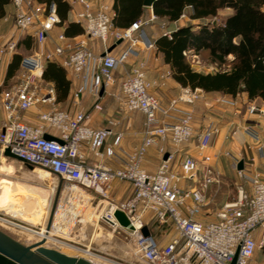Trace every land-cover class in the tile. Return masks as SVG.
Here are the masks:
<instances>
[{
  "label": "built area",
  "instance_id": "2783aa9c",
  "mask_svg": "<svg viewBox=\"0 0 264 264\" xmlns=\"http://www.w3.org/2000/svg\"><path fill=\"white\" fill-rule=\"evenodd\" d=\"M11 2L14 7L13 28L7 39L0 43V64L16 51L22 34L33 33L35 41L42 45L47 30L59 21L53 4L46 12L45 4L35 0ZM67 2L71 7L79 5L74 19L83 27L81 36L70 38L60 33L57 36L59 43L52 49L35 50L25 55L19 63L16 79L7 86L0 85V106L5 112L0 125V155H4L8 148L20 162L41 167L69 183L63 187L56 218L49 228L61 224L64 230L73 221H82L80 216L91 200L85 193H90L98 196L100 202H108L105 215L100 218L113 231L122 232L130 239L134 254L148 264H231L236 251L234 264H248L254 251L264 243V180L258 174L248 175L244 167L237 169L238 158L226 151L236 175V195L218 207L214 219L199 218L207 203L209 185L219 181L218 174L209 166L212 155L205 153L219 128L206 126L197 136V156L184 154L177 170L172 164L173 154L166 152L162 144L169 140L180 146L192 138V112L166 123L158 114V98L149 91L144 62L137 60L125 67L129 59L138 57V44L141 43L146 50L154 47L142 28L144 23L155 19L154 13L122 28L113 25L112 5L105 0ZM183 15L185 12L179 17ZM212 21L216 22L217 18L214 16ZM162 34L170 37V30ZM90 38L99 40L104 55L88 46ZM109 39L126 40L129 44L118 54H112L106 51ZM46 61L58 63L79 79L74 92L76 99L83 91L98 97L101 87L106 92L108 87L116 85L117 91H110V94L120 101L122 108L143 114L142 140L128 154L123 166L111 168L102 163L86 162L85 149L96 159L111 157L122 133L113 131L115 121H108L105 127L92 128L85 123V113L71 114L55 107L54 85L46 84L42 78ZM118 71H121L120 76L116 75ZM166 75H171V71ZM188 90H185L187 95L172 99L169 106L178 100L193 102L197 99L199 90ZM40 105L50 107L39 110L36 123L19 118L20 110ZM93 107L102 108L99 102ZM247 112L264 116V102L260 106L249 103ZM247 129L256 135L251 127ZM45 133L57 137L62 143L44 138ZM109 135H114V139L111 144H106ZM156 144L161 158L155 171L150 173L142 162L148 147ZM165 153L167 157L163 158ZM200 162L203 163L201 170ZM117 180L128 181L131 185V195L122 201L108 198L112 183ZM182 180L189 181V185L183 187ZM117 210L124 214L127 225H122L116 218L114 212ZM150 220L160 225L171 224L176 237L161 244L149 230V234L144 235L142 229L147 228Z\"/></svg>",
  "mask_w": 264,
  "mask_h": 264
},
{
  "label": "crops",
  "instance_id": "0c3cea01",
  "mask_svg": "<svg viewBox=\"0 0 264 264\" xmlns=\"http://www.w3.org/2000/svg\"><path fill=\"white\" fill-rule=\"evenodd\" d=\"M109 4L112 5L113 0H105ZM79 8V5H75L74 7L70 6L68 12V18L70 20L74 19V12ZM4 14L0 17V43H3L9 33L13 28V14L14 7L9 0L4 4ZM230 11L229 7H223L219 9V15L226 14ZM152 13V9L146 6L143 14L140 16L141 19H147ZM157 17H155L156 19ZM180 17L175 19L172 23H169L163 19L162 26H155L153 24H149L147 26H143L147 37L150 40H154L157 36L161 35L165 30H171L178 25H182L185 23H178ZM217 18V17H216ZM153 19V21L155 20ZM194 20L193 22L195 26L197 23L205 22L207 18H190ZM205 19V21H203ZM152 21V22H153ZM148 22V21H147ZM146 22V23H147ZM145 23V24H146ZM64 25L56 23L46 32V37L42 45H39L37 41H35L33 33H24L20 36L19 39L24 37L25 35H32L34 39L33 47L30 50L26 51V55L38 51L40 49H52L56 43H59L57 36L60 33H63ZM82 34V33H81ZM78 34L76 36L70 38H78L81 36ZM135 34V33H134ZM136 35V34H135ZM68 37V36H67ZM112 39H109L107 44V49L111 47L114 43ZM88 46L96 53L101 54L103 52V48L97 39L90 38L88 39ZM128 41L124 40L115 46L109 51L112 54H118L124 48L128 46ZM136 49L139 50L138 57H134L129 59L126 63L125 67H130L137 60H142L144 62L145 75L148 82H150L149 91L153 93L159 100L160 109L158 111L159 116L166 122L171 123L182 118L188 111L192 112L193 120V136L192 138L185 144L180 146H175L171 143V141L166 140L162 144L166 152H171L173 154L172 164L174 168L179 170V164L182 161L184 154H192L196 155V144H197V136L201 133V131L208 125L217 126L218 132L215 134L212 139L210 146L205 150L206 154L213 155V162L209 166L218 174V182L212 183L209 185V188L206 192L207 203L202 208V214L199 218H207V215L204 214V211L208 210L206 207L210 203H219L225 202L223 198H227L230 194V184H236L235 181H230L231 170V159L230 157H225L221 155V151H228L233 155L239 154L238 161L240 159L243 160L244 169L248 175L258 174L262 180H264V145L261 149L259 146L264 144L260 141H255L250 135L242 134L238 131V127H241V124H244L248 127L250 126H258L257 131L260 137H264V117L258 116H249L247 114H239L241 113V104H239L235 99L237 96H230L228 94H219L214 92H204L202 89L197 88L199 92H196L198 97L193 102H186L182 100H178L173 106H169L172 99L177 98L183 95L184 88L176 82L171 75L167 76L166 73L170 70V67L167 63L163 61L162 55L156 53L155 48L146 50L143 49L141 43L136 46ZM20 51V50H19ZM12 55L6 56L0 64V85L7 86L12 83L16 79V75L10 80L9 84H4L6 70L9 61L11 60ZM120 72L116 73L117 76H120ZM206 73V72H204ZM66 78L69 80V91L65 99L57 100L55 93V101L54 106L57 108H62L67 110L69 113L74 114L76 112H83L87 115L85 118V123L92 128H101L108 125V121L112 120L116 122V125L113 127V131L115 133L120 132L122 136L119 140V143L114 147V154L111 157L96 159L91 155V153L85 149V158L87 163H102L105 166L111 168H118L124 165L128 154L137 147L143 137L142 134V123H143V114L138 112L133 114L134 111L129 112L122 108L120 101H118L111 92L117 91L116 85L108 87L106 92H102L98 97L91 95L88 92H81L80 96L76 99L74 97V92L79 86V79L72 75L70 71L66 69ZM44 80V79H43ZM46 84H53L51 81H45ZM244 96V93L241 94ZM235 100V101H234ZM95 102H99L101 105V109H96L93 107ZM49 105H41L38 107H32L27 110L19 111V118L24 122L36 123L38 121L37 113L39 110H45L49 108ZM219 116V118L217 117ZM240 116V118H239ZM5 119V112L0 106V125ZM234 125V128H232ZM237 126V131L234 132V135L231 134L233 129ZM252 128V127H251ZM242 136H241V135ZM238 135V136H237ZM258 135V136H259ZM227 136H230L233 140L226 141ZM240 139V143L238 144L237 137ZM114 139V135H109L106 139V144H111ZM224 152V153H225ZM227 156V155H226ZM161 155L158 151V145H152L148 147L142 165L143 167L150 173L154 172L159 161ZM230 159V160H229ZM13 161H11L12 163ZM230 164V165H229ZM203 167V163L200 162V170ZM31 173L36 174V172L31 171ZM39 173V172H38ZM200 173V172H199ZM233 174V172H232ZM235 177V173L233 174ZM189 181L182 180L181 185L183 187H187L189 185ZM114 188H118L116 181L112 183ZM22 186L23 197L18 198L17 201L21 202V205L25 204V179H17V178H7L4 184L2 185V190H14L19 189ZM124 186V185H122ZM121 191V190H120ZM12 199L13 196H11ZM234 198V197H232ZM230 200V199H229ZM19 203V202H18ZM221 203V204H222ZM220 204V205H221ZM205 209V210H204ZM218 208H216L217 210ZM214 211V215L215 212ZM25 222L29 224L36 225V220L24 219ZM22 220V221H23ZM90 221V220H89ZM88 222V221H87ZM26 230L32 231L27 227H23ZM148 228V226H147ZM149 230V228H148ZM176 232L171 231L170 236L166 239V241H160L161 244L167 243L171 238L176 237ZM262 251L259 252L256 249L253 253L252 258L248 262V264H264V243L261 246Z\"/></svg>",
  "mask_w": 264,
  "mask_h": 264
},
{
  "label": "trees",
  "instance_id": "16d2710c",
  "mask_svg": "<svg viewBox=\"0 0 264 264\" xmlns=\"http://www.w3.org/2000/svg\"><path fill=\"white\" fill-rule=\"evenodd\" d=\"M8 1L0 0V17ZM35 1L45 4L46 12L54 5L59 17L57 23L64 25L65 36L83 33L82 25L68 18L70 4L67 0ZM223 7H229L230 11L219 15ZM112 9L113 25L124 28L140 18L146 6L143 0H113ZM151 9L157 18L165 19L168 24L182 12L189 18H207L197 26L192 22L178 25L170 30V37L161 34L152 40L156 53L162 55L172 78L182 87L232 97L245 93L250 100L264 102V0H153ZM214 16L218 17L216 22L212 21ZM33 44L32 35L18 40L4 84H9L16 75L21 59ZM190 52L202 56L218 69L206 73L193 69L187 60ZM42 78L53 83L57 100L66 98L70 84L63 66L46 61Z\"/></svg>",
  "mask_w": 264,
  "mask_h": 264
},
{
  "label": "rangeland",
  "instance_id": "374dc122",
  "mask_svg": "<svg viewBox=\"0 0 264 264\" xmlns=\"http://www.w3.org/2000/svg\"><path fill=\"white\" fill-rule=\"evenodd\" d=\"M152 21L153 20H149L146 24H143V26L153 23L155 26H162L163 18H156L153 22ZM203 21H205V19ZM177 22L193 23L195 21L191 20L185 12V15L181 16ZM187 60L193 69L200 72H213L218 69L215 64L193 52L187 53ZM183 88L184 91L182 94L187 95L185 90L189 92L188 87ZM241 94L242 93L237 94V99H235L241 104V113L239 114H247L255 117L260 116L258 114L248 113L247 105L253 103L256 106H260L262 101L256 99L250 100L245 93L244 96ZM135 113L138 112L134 111L133 114L135 115ZM217 117L219 118V116ZM247 127L248 126L241 124V127H238V131L244 135H250L255 141L264 143V137H260L258 134V126H250L252 127V131H256V135L248 131ZM232 128H234V125ZM235 131H237V126L233 129L231 134L234 135ZM227 138L226 141L233 140L230 136H227ZM237 141L239 144V137H237ZM224 152L221 151V155L228 157ZM235 155L239 157V154ZM3 156L0 157V231L24 245L32 244L35 241L43 239L38 233H42L44 227L46 229L49 220L52 221L56 218L55 213L57 211V204L60 200L63 187L69 183H65L55 175L49 174L41 167L34 166L29 168L16 159L6 157L5 155ZM213 157L212 155V160ZM212 160L209 162L210 164L213 162ZM11 161L13 162L11 163ZM229 168L231 170V176L228 179H230V181H235L236 177L233 175L235 171L232 166H229ZM31 171L36 172V174L31 173ZM7 178L25 179L24 205H21V202L17 201L18 198L21 199L23 197L22 186L19 189L15 187L14 190L10 191L1 189ZM116 183L120 186L116 189L112 185L108 198L113 201H122L128 198L132 193L130 183L124 180H117ZM230 190L229 196L223 198L224 200L235 197L236 189L234 184H230ZM85 195L91 199V204L88 203L82 216H80L82 221H73L67 226V229L65 228L66 230L61 228V224L60 226L53 224V227L46 232L48 237L45 236L46 240L43 245L58 249L69 255L88 258L97 264H148L134 254L133 243L130 239L125 237L122 232L113 231L102 218H99L101 216L104 217V210L107 208V203L105 201L100 202L98 196L94 197L90 193H85ZM11 196H13L14 199H12ZM221 203L222 202L216 204L210 203L206 207L208 210L204 211V214L207 215L208 219L215 218L213 213ZM22 218L31 219L32 221L36 220V225L29 224ZM147 225L150 233L159 241H166L171 231L176 232L171 224L160 225L156 221L150 220L147 222ZM23 226L28 227L32 231L24 229ZM257 249L259 252L262 251V247H258Z\"/></svg>",
  "mask_w": 264,
  "mask_h": 264
},
{
  "label": "water",
  "instance_id": "95a60500",
  "mask_svg": "<svg viewBox=\"0 0 264 264\" xmlns=\"http://www.w3.org/2000/svg\"><path fill=\"white\" fill-rule=\"evenodd\" d=\"M152 2L153 0H143V5L151 6ZM121 41V39H117L106 51L109 52L115 44H118ZM102 55H104V52H102ZM102 92L103 87L100 89V94ZM44 138L56 139L58 142L62 143L60 139L48 133L44 134ZM4 155L19 161V158L10 153L8 148L4 150ZM166 157L167 153L164 154L163 158ZM24 164L29 168L33 167L31 164ZM236 167L237 169H243L244 165L242 159L237 162ZM114 215L122 225L128 224V220L121 211H115ZM50 223L51 220L47 223V229L50 227ZM142 232L144 235L149 234L146 227L142 229ZM43 242V239H40L32 244L24 245L0 231V264H97L88 258L69 255L59 251L58 249L44 246ZM236 254L237 251L231 261V264H234Z\"/></svg>",
  "mask_w": 264,
  "mask_h": 264
},
{
  "label": "bare ground",
  "instance_id": "6f19581e",
  "mask_svg": "<svg viewBox=\"0 0 264 264\" xmlns=\"http://www.w3.org/2000/svg\"><path fill=\"white\" fill-rule=\"evenodd\" d=\"M1 156H3V155H0V157H1ZM3 157H4V156H3ZM45 171H46V170H45ZM47 172H48V171H47ZM105 202H106V201H105ZM106 203L108 204V202H106ZM94 216H96V215H94ZM99 218H100V217H99ZM99 218H98V219H99ZM46 229H47V228H46ZM46 229H45V227H44L43 230H42L43 232H42V233H38L39 236H41V237L43 238V241L46 240V237H45V236L48 237V235L46 234V232H47L50 228L47 229V230H46ZM43 243H44V242H43ZM86 252H87V251H86ZM87 253H88V252H87Z\"/></svg>",
  "mask_w": 264,
  "mask_h": 264
}]
</instances>
